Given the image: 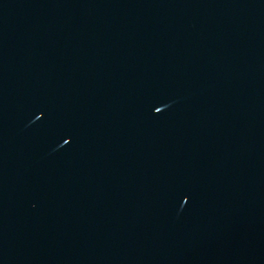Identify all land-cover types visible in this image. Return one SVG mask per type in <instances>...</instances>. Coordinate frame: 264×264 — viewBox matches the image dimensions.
I'll return each mask as SVG.
<instances>
[{
  "label": "water",
  "instance_id": "water-1",
  "mask_svg": "<svg viewBox=\"0 0 264 264\" xmlns=\"http://www.w3.org/2000/svg\"><path fill=\"white\" fill-rule=\"evenodd\" d=\"M0 264H264V0H0Z\"/></svg>",
  "mask_w": 264,
  "mask_h": 264
},
{
  "label": "snow or ice",
  "instance_id": "snow-or-ice-1",
  "mask_svg": "<svg viewBox=\"0 0 264 264\" xmlns=\"http://www.w3.org/2000/svg\"><path fill=\"white\" fill-rule=\"evenodd\" d=\"M157 111H160V109L157 107ZM65 143H67V140H65ZM185 203H187V199L184 200Z\"/></svg>",
  "mask_w": 264,
  "mask_h": 264
}]
</instances>
